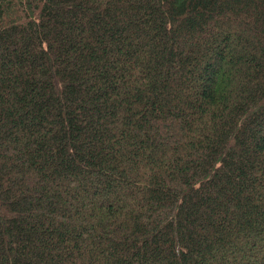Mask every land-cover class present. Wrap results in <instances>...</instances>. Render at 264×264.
Here are the masks:
<instances>
[{
    "label": "trees",
    "instance_id": "trees-1",
    "mask_svg": "<svg viewBox=\"0 0 264 264\" xmlns=\"http://www.w3.org/2000/svg\"><path fill=\"white\" fill-rule=\"evenodd\" d=\"M0 264H264V0H0Z\"/></svg>",
    "mask_w": 264,
    "mask_h": 264
}]
</instances>
